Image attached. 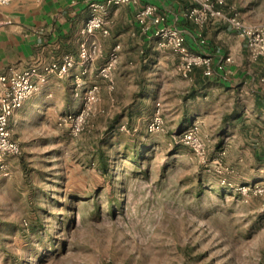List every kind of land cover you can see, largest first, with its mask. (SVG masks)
<instances>
[{"label": "rangeland", "instance_id": "rangeland-1", "mask_svg": "<svg viewBox=\"0 0 264 264\" xmlns=\"http://www.w3.org/2000/svg\"><path fill=\"white\" fill-rule=\"evenodd\" d=\"M251 1L264 14V0ZM226 7L240 16L234 1ZM149 43L118 57L141 64L138 91L104 111L102 83L114 85L85 74L99 99L77 136L58 125L80 109L76 99L66 111L68 96L53 115L10 127L22 153L0 174V264H264V127L192 116L180 76L160 69V50L171 51ZM156 111L163 127L149 132ZM194 127L203 158L180 141Z\"/></svg>", "mask_w": 264, "mask_h": 264}, {"label": "crops", "instance_id": "crops-1", "mask_svg": "<svg viewBox=\"0 0 264 264\" xmlns=\"http://www.w3.org/2000/svg\"><path fill=\"white\" fill-rule=\"evenodd\" d=\"M104 1L13 0L7 5H0V71H6L8 68L22 71L28 67H41L45 63L59 61L69 54L76 60L71 73L78 74L82 66L77 61V52L79 43L84 40L80 28L89 15V4ZM231 1L239 8L238 17L241 20L248 23L264 20V14L251 0L238 3L236 0H225L224 5L220 7L225 12L232 13L233 11L226 7ZM147 4L157 6L167 25L184 31L186 45L190 50L204 53L215 62L222 56L231 57L232 61L226 64L225 71L208 77L202 74L200 68H195L189 78H183L175 69V55L160 50V69L164 73L174 70L180 76L178 81L181 82L182 88L179 94L182 99L186 98L184 101L179 99L182 107L191 102L196 103L198 108L192 116L201 118V121L204 118H216L219 122L217 127L225 119L226 123L231 121L241 129L243 127L246 130L253 126L257 133L260 132L264 127V56L256 60L249 58L239 35L218 20L207 22L202 29L192 24L183 16L184 11L191 5L189 0H137L134 4L109 7L106 15L109 34L103 36L97 31L90 37L91 42H95L98 47L95 59L86 66L89 67L86 74L97 71L115 43L121 44L120 59L122 52L136 53L139 48H146L150 44L152 32L143 34L135 21L137 10ZM198 35L204 40L203 44L200 43ZM140 65L129 62L116 66L113 73L114 90L109 91L105 83H102L98 103L100 111L106 110L107 103L114 102L118 94L131 96L138 91L135 80H138ZM72 75L49 80L13 114L10 127L15 123L19 126L24 121H29L28 119L40 109L45 110L48 115H53L63 106L61 101L65 96L70 97L69 102L72 104L70 107L67 105L66 111L77 110L79 105L75 108L76 99L72 95ZM87 75L83 78L86 79ZM122 83L126 85L121 86ZM68 85L70 87L67 94ZM58 102L62 103L59 107ZM262 153L263 157L258 158L259 160H264V150Z\"/></svg>", "mask_w": 264, "mask_h": 264}, {"label": "built area", "instance_id": "built-area-1", "mask_svg": "<svg viewBox=\"0 0 264 264\" xmlns=\"http://www.w3.org/2000/svg\"><path fill=\"white\" fill-rule=\"evenodd\" d=\"M12 1L0 0V5H7ZM189 1L191 5L184 11L183 16L192 24L202 29L207 22L218 20L239 35L249 58L256 60L264 56V23H248L241 20L235 12H225L220 7L224 5L225 0ZM136 2L137 0H105L102 3L89 4V15L80 28V34L84 40L79 43L77 52V61L82 66V72L75 74L73 80V97L80 100L81 106L76 112H67L58 119V125L66 128L72 136L83 132L94 105L99 99V86L97 84L86 85L83 80L87 72L86 66L95 59L98 47L95 42L90 41V37L97 31L103 36L109 34L105 19L109 7H119ZM135 21L143 34L152 32V37L159 48H167L176 56V71L183 78H189L195 68H200L204 76L211 77L225 71L226 64L232 61L230 56H222L215 62L204 53L190 50L186 45L184 31L167 25L164 15L153 4H147L138 9L135 13ZM198 37L200 43L203 44L204 40L201 35ZM120 50L121 45L115 43L105 62L97 70V76L107 81L110 89L113 88V71L116 68ZM75 64V58L66 54L59 61L48 62L41 67H28L22 71L8 68L6 71H0V174L2 176L8 175L7 158L19 157L22 153L20 144L12 138L11 117L49 80L68 76ZM156 105L159 106V103ZM162 127L163 120L156 111L147 124V130L156 132ZM195 130L196 127L189 128L181 133L180 141L191 146L203 158L205 156L204 147L195 135ZM242 189L246 191L245 187Z\"/></svg>", "mask_w": 264, "mask_h": 264}]
</instances>
